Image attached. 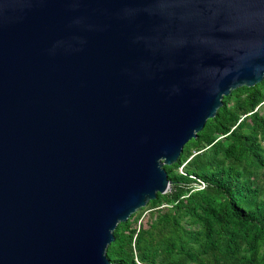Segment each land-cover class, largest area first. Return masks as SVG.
Here are the masks:
<instances>
[{"label":"water","instance_id":"water-1","mask_svg":"<svg viewBox=\"0 0 264 264\" xmlns=\"http://www.w3.org/2000/svg\"><path fill=\"white\" fill-rule=\"evenodd\" d=\"M263 78L264 0H0V264H112L163 165Z\"/></svg>","mask_w":264,"mask_h":264},{"label":"trees","instance_id":"trees-1","mask_svg":"<svg viewBox=\"0 0 264 264\" xmlns=\"http://www.w3.org/2000/svg\"><path fill=\"white\" fill-rule=\"evenodd\" d=\"M163 167L169 189L118 223L112 264H264V78L224 96Z\"/></svg>","mask_w":264,"mask_h":264},{"label":"built area","instance_id":"built-area-1","mask_svg":"<svg viewBox=\"0 0 264 264\" xmlns=\"http://www.w3.org/2000/svg\"><path fill=\"white\" fill-rule=\"evenodd\" d=\"M196 186H197L198 188H203V187L205 186V183H204L202 180L197 179V184H196Z\"/></svg>","mask_w":264,"mask_h":264},{"label":"rangeland","instance_id":"rangeland-1","mask_svg":"<svg viewBox=\"0 0 264 264\" xmlns=\"http://www.w3.org/2000/svg\"><path fill=\"white\" fill-rule=\"evenodd\" d=\"M147 214H148V213H147L146 211H144L142 217H141L140 220H139V221H141V223H144V222L146 221L147 216H148Z\"/></svg>","mask_w":264,"mask_h":264}]
</instances>
